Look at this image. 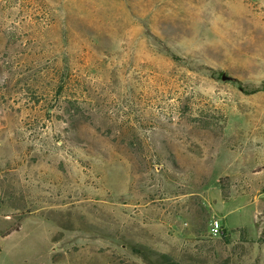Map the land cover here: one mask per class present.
I'll return each mask as SVG.
<instances>
[{
	"label": "rangeland",
	"instance_id": "rangeland-1",
	"mask_svg": "<svg viewBox=\"0 0 264 264\" xmlns=\"http://www.w3.org/2000/svg\"><path fill=\"white\" fill-rule=\"evenodd\" d=\"M137 246L264 264V0H0V264Z\"/></svg>",
	"mask_w": 264,
	"mask_h": 264
},
{
	"label": "trees",
	"instance_id": "trees-1",
	"mask_svg": "<svg viewBox=\"0 0 264 264\" xmlns=\"http://www.w3.org/2000/svg\"><path fill=\"white\" fill-rule=\"evenodd\" d=\"M222 232L224 233L225 230L222 229ZM135 251L139 252L148 264H183L169 253L158 252L147 248L146 246H137L135 247Z\"/></svg>",
	"mask_w": 264,
	"mask_h": 264
},
{
	"label": "built area",
	"instance_id": "built-area-1",
	"mask_svg": "<svg viewBox=\"0 0 264 264\" xmlns=\"http://www.w3.org/2000/svg\"><path fill=\"white\" fill-rule=\"evenodd\" d=\"M209 231L212 236H217L222 233L221 224L218 219L211 221Z\"/></svg>",
	"mask_w": 264,
	"mask_h": 264
},
{
	"label": "crops",
	"instance_id": "crops-1",
	"mask_svg": "<svg viewBox=\"0 0 264 264\" xmlns=\"http://www.w3.org/2000/svg\"><path fill=\"white\" fill-rule=\"evenodd\" d=\"M222 218H223V217H222ZM221 225H223V227L226 228L225 225H224L223 222H222V219H221Z\"/></svg>",
	"mask_w": 264,
	"mask_h": 264
},
{
	"label": "water",
	"instance_id": "water-1",
	"mask_svg": "<svg viewBox=\"0 0 264 264\" xmlns=\"http://www.w3.org/2000/svg\"><path fill=\"white\" fill-rule=\"evenodd\" d=\"M223 79H227V76H223Z\"/></svg>",
	"mask_w": 264,
	"mask_h": 264
}]
</instances>
